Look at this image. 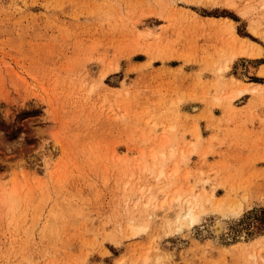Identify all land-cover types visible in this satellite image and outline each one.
Listing matches in <instances>:
<instances>
[{"label": "rangeland", "instance_id": "1", "mask_svg": "<svg viewBox=\"0 0 264 264\" xmlns=\"http://www.w3.org/2000/svg\"><path fill=\"white\" fill-rule=\"evenodd\" d=\"M235 35L264 48V0H0V264H264V55Z\"/></svg>", "mask_w": 264, "mask_h": 264}, {"label": "bare ground", "instance_id": "2", "mask_svg": "<svg viewBox=\"0 0 264 264\" xmlns=\"http://www.w3.org/2000/svg\"><path fill=\"white\" fill-rule=\"evenodd\" d=\"M233 27L234 26L232 25V28ZM252 30L255 34H258V35L262 34V31L259 29L257 25H254ZM234 37H235V40L240 43L239 50H238L240 54H246L251 57H261L262 55H264V48L261 45L257 44L256 42H254L253 40H250L248 38H239L237 35H235ZM244 66L242 64L239 66L241 72H244L245 70ZM260 73L264 75V66ZM241 93L242 92H240V94ZM154 157H156V155H154ZM163 173L164 172H161V174ZM151 199H150V202L153 201V198ZM193 203H194V200L187 199L184 202H182L181 198H176L175 204L180 208L178 209L179 211L174 212L175 213L174 216H176L174 219L170 217L166 218L165 221H166L168 228H171L174 223H177L176 228L180 229L183 225V221H189L191 224L197 223L198 217L195 214V208H194ZM162 207L164 208L166 207V200L162 203ZM131 221H133V218H131ZM131 227L134 228V234H136L137 231L141 232L145 230L146 228L145 226L141 224L139 225L131 224Z\"/></svg>", "mask_w": 264, "mask_h": 264}]
</instances>
